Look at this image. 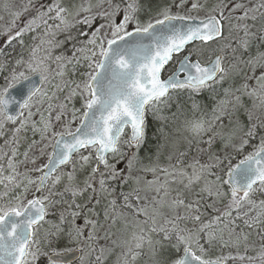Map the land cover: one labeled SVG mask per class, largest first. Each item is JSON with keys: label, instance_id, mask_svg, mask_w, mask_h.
Segmentation results:
<instances>
[{"label": "snow or ice", "instance_id": "1", "mask_svg": "<svg viewBox=\"0 0 264 264\" xmlns=\"http://www.w3.org/2000/svg\"><path fill=\"white\" fill-rule=\"evenodd\" d=\"M109 262L264 264V0H0V264Z\"/></svg>", "mask_w": 264, "mask_h": 264}, {"label": "trees", "instance_id": "2", "mask_svg": "<svg viewBox=\"0 0 264 264\" xmlns=\"http://www.w3.org/2000/svg\"><path fill=\"white\" fill-rule=\"evenodd\" d=\"M80 223H82V221H79ZM109 264H111V262H109Z\"/></svg>", "mask_w": 264, "mask_h": 264}, {"label": "water", "instance_id": "3", "mask_svg": "<svg viewBox=\"0 0 264 264\" xmlns=\"http://www.w3.org/2000/svg\"><path fill=\"white\" fill-rule=\"evenodd\" d=\"M71 255V254H70Z\"/></svg>", "mask_w": 264, "mask_h": 264}]
</instances>
